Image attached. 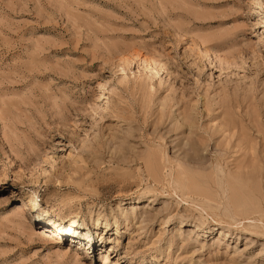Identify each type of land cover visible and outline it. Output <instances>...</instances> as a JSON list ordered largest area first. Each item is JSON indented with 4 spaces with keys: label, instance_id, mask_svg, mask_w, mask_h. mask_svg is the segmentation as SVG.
I'll return each mask as SVG.
<instances>
[{
    "label": "rangeland",
    "instance_id": "rangeland-1",
    "mask_svg": "<svg viewBox=\"0 0 264 264\" xmlns=\"http://www.w3.org/2000/svg\"><path fill=\"white\" fill-rule=\"evenodd\" d=\"M0 264H264V0H0Z\"/></svg>",
    "mask_w": 264,
    "mask_h": 264
},
{
    "label": "bare ground",
    "instance_id": "bare-ground-1",
    "mask_svg": "<svg viewBox=\"0 0 264 264\" xmlns=\"http://www.w3.org/2000/svg\"><path fill=\"white\" fill-rule=\"evenodd\" d=\"M151 163H154V161H151ZM19 196H20V199H21V202H22L21 204L22 205L18 206L17 208L23 209L24 207H26L28 205H31L33 207H36L37 206L38 198H37L36 195H34V194H27V193H21V195H19ZM154 200L155 199L152 198V199H150V202H152ZM46 226H47L48 229L44 230L45 233L48 232V231H55V230H61V229H63L62 226L54 225V224H49V225H46ZM66 229L67 230H71V228H66ZM76 230L78 231V229H76ZM52 235H54V233H52Z\"/></svg>",
    "mask_w": 264,
    "mask_h": 264
}]
</instances>
